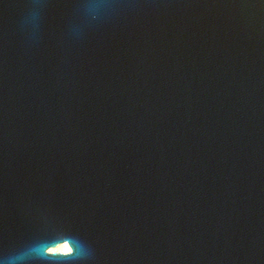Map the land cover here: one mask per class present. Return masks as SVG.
Here are the masks:
<instances>
[{
  "label": "water",
  "instance_id": "1",
  "mask_svg": "<svg viewBox=\"0 0 264 264\" xmlns=\"http://www.w3.org/2000/svg\"><path fill=\"white\" fill-rule=\"evenodd\" d=\"M0 264H264V0H0Z\"/></svg>",
  "mask_w": 264,
  "mask_h": 264
},
{
  "label": "clouds",
  "instance_id": "2",
  "mask_svg": "<svg viewBox=\"0 0 264 264\" xmlns=\"http://www.w3.org/2000/svg\"><path fill=\"white\" fill-rule=\"evenodd\" d=\"M87 255L86 249L80 242L76 243V254L75 257H84ZM71 256V257H74ZM45 257H51L48 255V250L45 245H38L28 249L25 252H22L20 255L13 258V260L23 261L27 258H34L43 260Z\"/></svg>",
  "mask_w": 264,
  "mask_h": 264
}]
</instances>
